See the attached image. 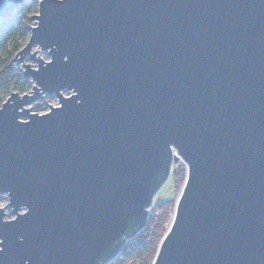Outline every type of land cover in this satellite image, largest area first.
I'll list each match as a JSON object with an SVG mask.
<instances>
[{
  "label": "water",
  "instance_id": "obj_1",
  "mask_svg": "<svg viewBox=\"0 0 264 264\" xmlns=\"http://www.w3.org/2000/svg\"><path fill=\"white\" fill-rule=\"evenodd\" d=\"M33 19L32 90L0 107V264H110L180 160L153 264H264V0H40Z\"/></svg>",
  "mask_w": 264,
  "mask_h": 264
},
{
  "label": "trees",
  "instance_id": "obj_2",
  "mask_svg": "<svg viewBox=\"0 0 264 264\" xmlns=\"http://www.w3.org/2000/svg\"><path fill=\"white\" fill-rule=\"evenodd\" d=\"M39 1L25 0L11 18L0 19V105L13 91L24 94L32 90L33 82L31 78L23 76L22 64L17 63L16 57L29 39ZM173 171L179 180V187L182 186L185 179L184 165L177 164ZM173 205V202L153 205L147 224L141 231L143 238L132 247L125 246L110 264H153L167 231Z\"/></svg>",
  "mask_w": 264,
  "mask_h": 264
},
{
  "label": "rangeland",
  "instance_id": "obj_3",
  "mask_svg": "<svg viewBox=\"0 0 264 264\" xmlns=\"http://www.w3.org/2000/svg\"><path fill=\"white\" fill-rule=\"evenodd\" d=\"M34 24H35V20H34L33 25ZM38 55L41 56V57H43V58H45V59H49V56L47 55V53L45 51L39 50L38 51ZM24 62L27 63V62H32V61L27 56V57H25ZM18 64H21V63H18ZM34 64H36V63H34ZM21 68H22V70H24V67L22 65H21ZM30 91H28V92H30ZM63 93L66 96L69 95V92H67V91H63ZM9 96L10 95H8L5 98V100ZM2 104L0 105V107L2 106ZM49 104H51L52 106L59 105V99H58V97L56 95L45 94L40 99H38L37 101H35L31 105H29V107L30 108L32 107V111H34V112H37V113H45V112H48L50 110V107L51 106ZM180 163H182L184 165V168H185V179H186L187 171L188 170H187L186 164L182 160L178 161L177 163H174L173 164V169L176 168L177 164H180ZM185 179H184V182H185ZM183 185H184V183L182 184V186L179 187V180H178L176 174L174 173V171L172 170L171 175L165 181V183L163 184L162 188L160 189V191L155 196L154 204H153L154 207L157 206V205H159V204H165V203H171V202H173V204H174L173 205V210L170 213V220L168 221V224H167V230L169 229V227H170V225L172 223L173 215H174V211H175V206H176V202H177V200H178V198H179V196L181 194ZM8 202H9L8 194H6V193L0 194V206L1 207H5V206H7ZM6 213H7V218L14 217V214H13V212H12V210L10 208H8L6 210ZM142 238H143V233L142 232H139L138 234H136L134 237H132L127 242L126 246H131L132 247V246H134L136 244L137 241L141 240Z\"/></svg>",
  "mask_w": 264,
  "mask_h": 264
}]
</instances>
